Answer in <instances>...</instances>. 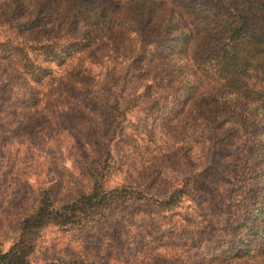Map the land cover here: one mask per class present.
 <instances>
[{
  "label": "trees",
  "instance_id": "16d2710c",
  "mask_svg": "<svg viewBox=\"0 0 264 264\" xmlns=\"http://www.w3.org/2000/svg\"><path fill=\"white\" fill-rule=\"evenodd\" d=\"M95 70L106 74L101 88L86 82ZM0 71L17 74L35 105L82 100L77 109L90 102L111 118L93 141L97 161L81 164L89 187L64 202L52 186L39 187L15 242L6 249L0 241V264H34L50 227L107 235L117 213L147 222L154 234L146 238L165 249L154 256L264 264V0H13L0 12ZM180 102L178 113L188 107L205 122L237 116L238 146L227 150L205 130V164L172 184L144 172L165 158L147 127ZM127 151L140 162L136 178L123 175ZM220 165L213 189L206 173ZM217 199L228 204L218 208Z\"/></svg>",
  "mask_w": 264,
  "mask_h": 264
},
{
  "label": "rangeland",
  "instance_id": "374dc122",
  "mask_svg": "<svg viewBox=\"0 0 264 264\" xmlns=\"http://www.w3.org/2000/svg\"><path fill=\"white\" fill-rule=\"evenodd\" d=\"M11 1L0 0V12ZM105 63L104 58L101 64ZM99 70L93 71V75L86 80L95 88L102 87L106 75L104 73L99 78ZM8 75L11 79L0 71V103L8 98L7 108L0 112V241L6 249L15 242L22 213L34 205L39 187L52 186L59 202L72 199L89 187V182L82 175L81 164L97 161L92 152L93 141L98 137L97 132L107 133L108 129L103 128L111 121L106 114L96 113L94 104L90 102H84V106L77 109L82 100L79 103L73 100H41L35 105L28 91L21 87L19 76L11 72ZM179 104L174 111L150 121L147 127L158 137L165 158L160 166L144 172L150 174L149 178L158 173L159 177L155 178L172 184L182 172L191 167L200 170L205 164L204 146L200 139L205 130L213 129L216 140L226 141L224 148L227 150L234 143L232 147L238 146L237 116L219 112L205 122L188 107L178 113L182 108V103ZM132 120L135 121V117ZM129 131L124 136L136 138V133L130 135ZM137 143L138 147H142L141 142ZM124 157L123 164L125 167L130 165L131 170L123 175L138 177L132 171L140 164L136 151H127ZM225 169L224 165H220L219 171H207L206 178L213 189L217 180L224 177ZM218 201H215L218 208L223 209L228 204L226 201V205L221 207ZM138 215L134 214L135 217L128 223L126 216L123 218L124 213H117L116 226L102 237L90 229L68 232L50 227L44 231L32 261L34 264H45L80 258L89 260L91 264H203L198 256L185 255L179 259L154 256L165 249L154 250L156 245L146 238L154 231ZM174 221L181 223L179 217H175ZM224 264L246 263L228 261Z\"/></svg>",
  "mask_w": 264,
  "mask_h": 264
}]
</instances>
